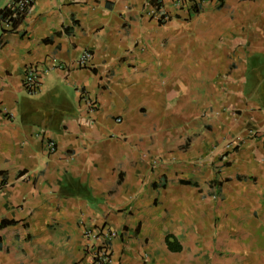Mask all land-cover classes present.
Segmentation results:
<instances>
[{"label":"crops","instance_id":"obj_1","mask_svg":"<svg viewBox=\"0 0 264 264\" xmlns=\"http://www.w3.org/2000/svg\"><path fill=\"white\" fill-rule=\"evenodd\" d=\"M161 2L163 24L149 0H35L0 36V222H15L0 264H93L84 233L101 228L116 234L109 264H221L206 251L235 241L214 217L238 207L255 245L246 264H264V0ZM215 182L232 204H214ZM163 202L181 210L180 253L154 218Z\"/></svg>","mask_w":264,"mask_h":264},{"label":"rangeland","instance_id":"obj_2","mask_svg":"<svg viewBox=\"0 0 264 264\" xmlns=\"http://www.w3.org/2000/svg\"><path fill=\"white\" fill-rule=\"evenodd\" d=\"M36 94H33L31 96H35ZM254 185V184H253ZM219 186H220V190H219ZM221 183L218 184V182H215L214 185L211 188L216 189L215 191V198L213 200L214 204H216L217 206H221L223 205H228V204H232V202L227 201L229 198H233L229 193L227 192L226 194L222 193V189H221ZM247 189L243 184H241L240 188H237V190H240L241 192V196L236 197L234 196V199L236 201V198H245L246 199V195L248 194ZM219 191L221 192V196L218 195ZM224 191H227V189H225ZM232 192V190H231ZM238 192V191H237ZM224 195V196H223ZM220 196V197H219ZM248 198V197H247ZM251 198V196H250ZM252 199V198H251ZM189 201L191 200V195L189 193L184 192L183 193V201ZM158 205V203H157ZM156 210H155V214L154 218L156 217L157 213H160L159 216L161 217L160 222L161 223H169V227H168V235H173L176 232L175 226L178 225V221L175 220V214L179 215L180 213V209H174L173 207H171V205H169L168 203L166 204V202H163L161 205L159 206H155ZM227 207V206H226ZM243 210V211H242ZM235 213H233L232 211H225V213L223 215H216L214 217V226H217V230L221 231H225L227 234H229V238H231L232 240L235 241V244H221V245H212L210 246V248L213 249L212 252L206 251V258H207V263L210 261H217L219 260L221 264H224L225 262H230L231 264H246L247 262H250L251 260L255 259V254L252 253L254 251H252L253 249H255V245L254 244H249V243H244L242 242V236L246 235H250V231L245 229V222H246V216L247 213H245V209L243 208H235L234 209ZM157 212V213H156ZM173 217V220H168L170 219V217ZM172 226V227H171ZM228 227V229H227ZM221 228V229H220ZM228 230V231H227ZM215 231V232H216ZM162 247V249L164 248V245H152V248L155 253V258H163V252H160V248ZM186 247V254H191V253H187V249H189V247L191 248L192 245L191 244H185ZM215 254V256H214ZM178 257H181V255H178ZM216 258V260H215ZM144 259L146 260L145 263H149V259L147 258V256H144ZM148 260V261H147ZM163 260V259H162ZM151 264H157L155 263V261Z\"/></svg>","mask_w":264,"mask_h":264},{"label":"built area","instance_id":"obj_3","mask_svg":"<svg viewBox=\"0 0 264 264\" xmlns=\"http://www.w3.org/2000/svg\"><path fill=\"white\" fill-rule=\"evenodd\" d=\"M12 0H10L11 2ZM161 1V0H160ZM31 0H15V6L18 9L27 8ZM175 3L181 6L183 0H175ZM10 4V3H9ZM8 4V5H9ZM162 8V7H161ZM161 8L158 10L154 9V16L156 15L157 21L161 20L162 22L166 21V16L161 12ZM91 55L89 52H83L78 59L76 60V66L80 69L88 68ZM41 74L35 66H30L25 70L23 87L27 94L33 95L36 94L41 88ZM83 107L88 112H93L97 108V104L94 100L88 99L86 96H80ZM46 148L49 153L55 151V143L52 140L46 142ZM86 238H93V241L97 247L96 251L92 254L93 264H109L110 263V242L115 239L116 234L109 229L101 228L93 231H86L84 233ZM88 248L90 245H87Z\"/></svg>","mask_w":264,"mask_h":264},{"label":"trees","instance_id":"obj_4","mask_svg":"<svg viewBox=\"0 0 264 264\" xmlns=\"http://www.w3.org/2000/svg\"><path fill=\"white\" fill-rule=\"evenodd\" d=\"M35 0H31L27 8H22L21 10L15 6V0H12L9 5L0 9V36L5 33H17L18 27L23 23L25 17L27 16L29 10L33 6ZM218 7H222L225 0H215ZM150 4L155 10H158L162 7V2L160 0H149ZM196 12V9H195ZM160 24H163L159 20ZM237 148H233V151H236ZM227 154H223L222 157H226ZM4 182H0V189ZM186 185L190 184L188 182ZM191 185V184H190ZM161 188H165V184H161ZM15 225L13 221L2 220L0 222V230ZM165 246L170 253H180L182 251V246L178 240L173 235H167L165 237Z\"/></svg>","mask_w":264,"mask_h":264}]
</instances>
